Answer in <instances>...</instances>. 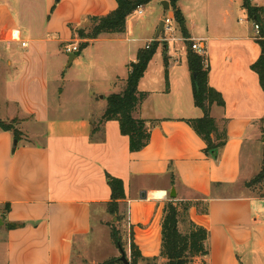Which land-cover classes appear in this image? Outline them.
Here are the masks:
<instances>
[{
  "label": "crops",
  "instance_id": "0c3cea01",
  "mask_svg": "<svg viewBox=\"0 0 264 264\" xmlns=\"http://www.w3.org/2000/svg\"><path fill=\"white\" fill-rule=\"evenodd\" d=\"M162 1L144 7L153 6V27L136 22L141 16L132 13L125 32L102 34L81 52L100 51L91 57L90 73L66 74L80 56L69 65L66 48L82 42L76 29L89 16L115 10L117 1L0 0V92L6 110V119H0H20L25 134L14 149L13 133L0 128V209L5 215L0 239L6 243V264H72L76 241L91 235L95 219L112 199L107 174L124 181L120 210L145 257L160 254L166 202L192 200L206 202V213L193 206L189 215L209 231V254L193 264H264V198L246 185L262 162L257 170L251 161L247 170L243 163L246 145L252 149L259 138L264 141V89L251 68L261 47L252 37L251 21L238 16L243 11L247 17L243 0L178 3L191 43L202 40L205 46L209 83L225 100L224 106L211 108L218 128H226L229 137L218 160L205 154V142L185 121L203 116V110L194 103L187 41L181 35L175 42H160L168 57V81L162 64L154 67L156 54L138 85L148 96L134 116L160 120L149 144L130 151L117 120L93 131L107 97L124 90L138 51L155 40L166 16H174ZM183 56L187 62L179 68ZM70 80L89 85L80 112L69 113L55 102L66 90L61 82ZM173 187L176 198L170 196ZM7 222L25 225L8 229Z\"/></svg>",
  "mask_w": 264,
  "mask_h": 264
},
{
  "label": "trees",
  "instance_id": "16d2710c",
  "mask_svg": "<svg viewBox=\"0 0 264 264\" xmlns=\"http://www.w3.org/2000/svg\"><path fill=\"white\" fill-rule=\"evenodd\" d=\"M117 8L106 15L89 16L87 21L89 28L82 26L76 29V33L82 42L79 44V50L76 55L89 45L90 41L98 38L102 34L123 33L126 30V22L138 6L148 5L153 0H116ZM173 9L179 31L187 41V59L189 68L192 72L194 103L203 110V116L197 118H188L185 121L194 129V131L205 142L204 152L206 155L218 160L219 152L228 141L227 129L220 130L216 119L211 115L213 105L224 106L225 100L221 92L215 89L209 83V62L208 59L196 52L192 48L190 33L186 25L185 16L179 7V0H169ZM243 7L250 17L257 16L262 18L263 7L255 6L251 0H243ZM167 44L166 42H164ZM261 47L260 57L251 65V68L259 75V80L264 89V40L258 41ZM160 40H153L149 46L140 49L136 61L129 64V74L125 81L124 90L120 93H112L107 97V108L104 115L93 131H99L102 124L109 120H117L120 124V130L123 135L129 138L130 151H140L145 148L151 139V129L160 123L159 119H144L134 116V112L147 98L148 93L140 91L139 82L144 76L150 61L153 59ZM165 58L166 80L168 81V57ZM20 119L15 118L10 121L0 119V128L4 131L13 133L15 139L14 149L18 143L25 139L24 132L19 128ZM107 181L112 190V199L108 202L107 211L113 215H120L121 201L126 199L125 185L121 178L107 174ZM264 181V154L262 166L259 173L246 183L247 187L252 184H258ZM196 206L202 212L206 213L208 207L206 202L192 200H169L164 207V215L161 222V251L158 256L145 257L139 246L133 239V233L130 230V257L131 264H161L160 259H165L162 264H193L198 257H207L209 254L208 238L209 231L206 227L194 222L189 215L190 209ZM9 210L10 205H5ZM124 216V214H123ZM126 216V215H125ZM5 220V215L3 214ZM181 224H186L183 230ZM24 222H7L8 229L23 227ZM112 235L118 246L120 245L121 235L116 229L112 230ZM128 241V242H129ZM122 243V242H121ZM102 264H124L120 258L112 257ZM202 264H207L203 262Z\"/></svg>",
  "mask_w": 264,
  "mask_h": 264
},
{
  "label": "rangeland",
  "instance_id": "374dc122",
  "mask_svg": "<svg viewBox=\"0 0 264 264\" xmlns=\"http://www.w3.org/2000/svg\"><path fill=\"white\" fill-rule=\"evenodd\" d=\"M252 3L253 4L264 3V0H256ZM143 6L145 7V5ZM154 15H155V12L153 10V6L151 5L147 9L145 8L144 14L141 17H139V19L136 22L143 23L144 25L148 27H153L154 26L153 24ZM238 16L246 18L250 21V19L246 17V13L243 11H240ZM132 20H136V19H132ZM85 26H86L85 28L88 29L90 24L87 22ZM179 35L182 36L176 24V32L174 33V35L172 36L168 35L165 37L166 38L173 37V36L179 37ZM160 42L169 43V42H175V41H172L169 39L167 40L160 39ZM164 51L165 49L163 48V46L159 44V46L157 47L156 53L154 55L155 57L157 54V57H155V60H154L155 62L154 67L159 68V66H161L162 64V67L166 72ZM99 54H100V51H98V47L94 49L93 55L90 54V50L85 51L84 53L80 54L79 59H77L76 63L66 68V74H72L74 70H81L80 74L82 72L85 74L90 73L89 67L91 64V57L95 58L96 56H99ZM185 62H187V59L186 57L183 56L181 64L179 63L180 64L179 68L184 67ZM165 79H166V74H165ZM61 83H62L61 85L62 87L66 86V90L64 94H60V96H56L55 102L56 103L59 102L61 105H63L68 110L69 113L80 112L81 110L79 109V107L81 108V106H84L85 103L87 102V98H88L87 93L89 91V87H88L89 85L73 83V81L71 80L65 81V82L62 81ZM59 91H61V89ZM3 106H5L4 96L2 95V92H0V117H2L3 119H6V117L4 116L6 110H5V107ZM34 129L37 130V128H34ZM263 152H264V141L262 140V138H259V140L255 142L252 149L249 144L246 145L244 152H243L244 153L243 163H244V167L246 168V170L250 164V161L256 170L259 169L257 167L260 164V160L262 162V159H263L262 155L264 154ZM255 174L252 175L253 178ZM249 191L255 196L264 198V181L258 184H252L249 187ZM1 211L4 213L3 209H0V218H2L1 216H3V213ZM125 215L126 214L123 212L120 215L110 214L109 212L106 211L104 207L102 209V213L98 214L97 218L95 219L93 223V231L91 235H89L88 237H83L82 239H78L76 241L72 264H102L104 261L112 257L120 258L121 252L119 250L118 243H116L113 238V235H112L113 229H116L120 232L121 240H122L121 241L122 243L120 242V244L125 249L128 259L131 260L130 250L127 248L128 241H129L128 237H129L130 231H129V226L127 222V217ZM2 221L3 223L0 225V235L3 234V230L5 229V220L3 218H2ZM181 228L184 230L186 228V224H181ZM6 259H7L6 243L3 239H0V264H6ZM159 263L162 264V259L159 260ZM140 264H144V263H140Z\"/></svg>",
  "mask_w": 264,
  "mask_h": 264
},
{
  "label": "built area",
  "instance_id": "2783aa9c",
  "mask_svg": "<svg viewBox=\"0 0 264 264\" xmlns=\"http://www.w3.org/2000/svg\"><path fill=\"white\" fill-rule=\"evenodd\" d=\"M253 2V0H252ZM253 4V3H252ZM255 6H260L258 3L253 4ZM145 12V8L143 5H140L137 7V9L133 12L135 13L137 16H142ZM247 17L250 19L251 24H252V37L256 40V41H262L264 40V14H262V18L258 19L257 16L255 17H250L247 14ZM245 18H241L240 21H244ZM165 21V26H164V31H163V35H162V39H169L172 41H176L177 38L175 36L173 37H168L166 38L165 36L168 35H174V33L176 32V20L174 18V16H166L164 18ZM25 45V43H23ZM149 46V44L147 45V47ZM192 48L200 53V54H204L205 53V46L203 45L202 40H192ZM79 50V46L77 45H70L66 48V51L68 53H72V52H76Z\"/></svg>",
  "mask_w": 264,
  "mask_h": 264
},
{
  "label": "water",
  "instance_id": "95a60500",
  "mask_svg": "<svg viewBox=\"0 0 264 264\" xmlns=\"http://www.w3.org/2000/svg\"><path fill=\"white\" fill-rule=\"evenodd\" d=\"M162 5L164 7L165 10H169L170 9V2L168 0H163L162 1ZM164 26H165V21L162 20L159 24V27L157 29L156 32V36L155 39H159L161 34H163L164 31ZM76 57V54L74 53H70L69 54V65L72 63L73 59ZM170 196L172 198H176L177 197V192H176V188L173 187L171 192H170ZM141 197L144 199L147 197L146 192H142ZM3 223L2 218H0V225ZM119 250L121 252V256H120V260L124 263V264H131L130 260L127 257L126 251L125 249L121 246V244L119 245Z\"/></svg>",
  "mask_w": 264,
  "mask_h": 264
},
{
  "label": "bare ground",
  "instance_id": "6f19581e",
  "mask_svg": "<svg viewBox=\"0 0 264 264\" xmlns=\"http://www.w3.org/2000/svg\"><path fill=\"white\" fill-rule=\"evenodd\" d=\"M155 195V194H154Z\"/></svg>",
  "mask_w": 264,
  "mask_h": 264
}]
</instances>
